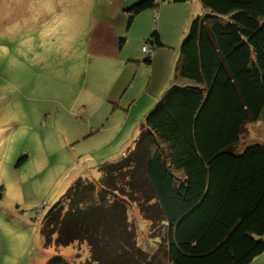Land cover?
<instances>
[{
  "label": "trees",
  "instance_id": "obj_1",
  "mask_svg": "<svg viewBox=\"0 0 264 264\" xmlns=\"http://www.w3.org/2000/svg\"><path fill=\"white\" fill-rule=\"evenodd\" d=\"M163 1L132 5L129 24ZM200 1L204 13L191 23L170 88L139 139L99 167L100 181L78 179L51 210L42 230L47 248L81 242L87 229L109 256L93 248L95 264H251L264 253V144L240 149L247 126L264 120V0ZM146 44L152 65L164 44L158 32ZM132 172L160 212H143L163 232L151 245L140 246L130 226L128 206L146 208L127 186ZM4 192L0 186V201ZM47 264L70 263L57 254Z\"/></svg>",
  "mask_w": 264,
  "mask_h": 264
},
{
  "label": "rangeland",
  "instance_id": "obj_2",
  "mask_svg": "<svg viewBox=\"0 0 264 264\" xmlns=\"http://www.w3.org/2000/svg\"><path fill=\"white\" fill-rule=\"evenodd\" d=\"M69 1L0 0V153L14 155L6 160L0 154V181L10 223H0L4 237L0 264H47L57 254L70 264H95L89 263L93 248L109 257L87 229L89 235L81 237V242L47 248L42 233L45 219L78 179L100 181L99 167L119 161L133 148L146 117L168 91L175 74L180 48H159L151 68L141 63L147 58L143 53L140 63L110 70L108 76L95 67L99 74L86 73L92 60L87 57L85 73L79 72L78 77L72 57L57 50L60 22H50L43 31L48 34L40 31L44 37L37 38L38 27L47 25L48 16L62 18L58 7ZM122 37L127 47L137 49L138 36ZM27 42L35 43L27 46ZM42 42L39 53L34 52ZM106 83L112 91L105 98ZM254 143L264 144V120L247 126L240 149ZM24 155L29 160L17 169ZM143 179L141 173L132 172L126 181L146 206H128L130 226L138 233L140 246L151 245L148 240L163 233L160 225L154 228L143 214L160 215ZM5 256L10 257L6 262ZM256 260L254 264H264V253ZM163 264H170L169 260Z\"/></svg>",
  "mask_w": 264,
  "mask_h": 264
},
{
  "label": "crops",
  "instance_id": "obj_3",
  "mask_svg": "<svg viewBox=\"0 0 264 264\" xmlns=\"http://www.w3.org/2000/svg\"><path fill=\"white\" fill-rule=\"evenodd\" d=\"M79 1L80 0H70L68 4L59 6L58 10L62 11V18L48 16L49 19L47 25L38 27L39 35L37 36V38L44 37L41 32L48 34V32L43 31L44 29H47L54 20L60 22L62 25V31L55 38L56 43H58L57 50L60 48L64 54L72 57L75 61L74 69L75 72L78 73V77L79 72L85 73L86 68L84 65H86L85 61L87 57L90 59L92 58V60H89V65L87 66L89 69L86 73L89 71V73H93L95 67L101 69V71L107 75L110 70L118 71L121 66L128 67L130 63L138 60L140 63L139 57L143 54L145 42L155 32L159 33L164 44L161 49L180 48L182 41L189 32L193 20L204 13V8L200 0H190L187 3H175L173 0H166L161 2L159 7L141 13L134 19L132 24H129V14L127 13V10L141 0ZM26 8H28V6ZM63 10H65L64 13ZM50 32L51 30L49 33ZM123 35H128L130 38L132 36H138L136 41L137 49L132 48L131 46L127 47L125 44L126 38L125 41L121 43V39L124 38L122 37ZM143 41L144 44L142 45ZM34 43L35 42L30 44L27 42V46L33 45ZM42 47L43 42L42 46L39 49L37 48L38 50L33 51H38L37 53H39ZM29 51V49L26 50L27 59L30 58L28 56L30 53ZM123 54L127 57L122 58ZM157 54L159 55V52ZM157 58L158 56L155 55L152 65L145 64V61H142L141 63L150 66L151 68L158 60ZM93 60L95 61L94 66L92 65ZM28 62L30 63V59ZM90 62H92V64ZM23 69L30 70V67H25ZM94 73L99 74L96 72ZM111 91L112 90L109 89L108 84H104L103 96H105V98ZM113 100L115 103L116 98ZM91 101L93 102L92 99ZM0 147H2V145H0ZM6 149H8V147H6ZM17 152L18 151H16V153ZM12 154L13 152H10L8 156L7 154H3L1 157H5L6 155V160H8L10 157L14 156ZM28 160L29 159H27V161L21 166L24 167ZM13 164L14 162L11 163V166H13ZM16 167L17 169H20L17 165ZM1 185L4 186L3 182L1 183L0 181V186ZM6 186L8 187L7 183ZM4 200L5 198L0 201V223L9 226V219L6 216L7 207ZM3 240L4 237L2 238L0 235V253L1 251L3 252L1 247ZM6 245L7 244H5V246ZM8 259H10V257L5 256L4 262ZM255 260L251 264H254Z\"/></svg>",
  "mask_w": 264,
  "mask_h": 264
},
{
  "label": "built area",
  "instance_id": "obj_4",
  "mask_svg": "<svg viewBox=\"0 0 264 264\" xmlns=\"http://www.w3.org/2000/svg\"><path fill=\"white\" fill-rule=\"evenodd\" d=\"M143 53H145L146 55H151L152 54V50H151V48H150V46L148 44L144 45Z\"/></svg>",
  "mask_w": 264,
  "mask_h": 264
}]
</instances>
